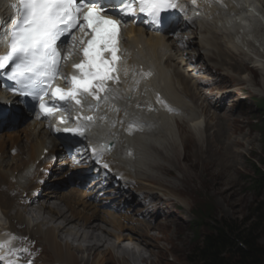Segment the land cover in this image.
Segmentation results:
<instances>
[{
    "label": "bare ground",
    "instance_id": "obj_1",
    "mask_svg": "<svg viewBox=\"0 0 264 264\" xmlns=\"http://www.w3.org/2000/svg\"><path fill=\"white\" fill-rule=\"evenodd\" d=\"M10 3L11 0H0V13H5ZM224 13L226 15H223ZM198 24L199 31L195 30L188 35L185 42L186 51L184 48H176L173 41L165 37H144L139 30H130V33L135 35L134 40L137 38L139 41L131 51L145 54L143 57L149 59L138 60L139 64L134 68L138 70L141 65L145 68L150 65L153 67L154 78L143 84L142 89L146 93L150 89H158L185 116V120L178 118L174 121L175 117L147 116L127 97L120 102L119 107L129 121L122 124L120 133L117 128L111 131L102 129L96 134L105 141L113 139L121 147H127V153L114 148L117 153L111 156L115 164L113 169L122 172L126 185H137V190L151 200L152 206L143 202L144 205L136 201H120L108 205L112 210L121 209V213L104 212L100 209L103 208L101 202L97 205L94 199H89L93 195L96 197L99 192L95 191L92 184L88 185L87 190L68 189L60 194L53 191L44 192L45 188L38 185L40 180L46 178L42 170L51 168L56 161L54 156L63 155L56 140L49 138L47 132L41 129V125L36 123H24L19 130L9 132L5 139H2L0 133L1 213L8 221L15 220L20 226L27 225L23 235L40 236L53 254L55 263L86 264L77 263L74 257L79 250L85 251L82 245L72 244L76 240V233L83 237H79L80 241L85 238L92 239L93 249L100 245L103 251L109 253L111 248H115L121 256H129L128 264H146L147 259L142 248L150 252L155 245L160 247L161 243H170L169 239L178 237L181 232L182 220L165 213L160 206L162 201L171 202V198L185 206L188 204L177 191V187L181 188V180L173 174L172 165L181 164L188 172L185 160L189 153L193 152L197 155V160L190 164L189 170L191 166L194 170L199 165L200 171L204 172L205 165L212 162L210 157L218 155L221 149L219 147H225L228 158L233 160L232 163L236 162V156H240L236 148H239L241 142L231 139L233 134L241 132L239 120L232 116V106L223 114H218L223 108V100L221 96L214 97L211 91L214 88L224 90L239 81L252 84L253 80L249 75L253 73L255 76H262L263 90H257L256 93L264 96V0H234L225 12L206 10ZM182 53L183 57L180 58ZM207 62H216L239 75L247 73L248 78L230 77L225 73H222L221 77L213 76L209 69L214 67ZM145 72L146 69L143 73ZM204 77L205 87L197 88L196 83L202 82ZM175 80L176 84L173 83ZM127 81L130 82L129 78ZM131 85L132 83L123 89H130ZM127 95L128 93H125V96ZM2 98L0 94V102ZM115 105V99L111 98L106 105L107 110L110 111ZM24 116L20 114L19 118ZM208 120L214 121V124L211 126ZM172 121L176 123L180 145L170 129ZM179 146L182 147V152ZM192 146L194 148L186 151L187 147ZM11 148L15 150L13 155L8 154ZM44 151L45 154H42ZM48 153L50 154L46 155ZM221 159L217 158L215 162H220ZM65 163L70 165L69 162ZM228 164L231 165V162ZM58 167H61L60 162L54 166L57 169ZM73 170L74 168L71 171ZM69 172L70 170H66L60 176L63 177ZM193 177L202 179L203 174L194 172ZM209 184L217 196L225 195L229 190V186L217 187L223 184L222 182L209 181ZM129 196L135 198V194L130 193ZM41 198H52L59 203L48 205L46 201L38 202ZM10 208L13 209L11 215ZM158 218L160 219L151 223L152 219ZM181 218L186 220L185 216ZM50 220L63 222L60 225H57L58 222L52 225L49 224ZM10 227L14 229L12 223ZM1 228L7 229L6 226H1L0 231ZM100 234L104 235L103 242L99 238ZM59 236H63L62 241L58 239ZM107 263L123 264L117 259ZM93 264H104V261L100 262L98 259Z\"/></svg>",
    "mask_w": 264,
    "mask_h": 264
},
{
    "label": "snow or ice",
    "instance_id": "obj_2",
    "mask_svg": "<svg viewBox=\"0 0 264 264\" xmlns=\"http://www.w3.org/2000/svg\"><path fill=\"white\" fill-rule=\"evenodd\" d=\"M197 2L198 0H191L193 5H197ZM215 2L227 7V0ZM135 4L139 5L140 12L145 13L157 25L165 23L161 17L162 12L182 9L178 0H119V4L113 8H119L122 15H132ZM12 7L16 16L10 27H5L4 22L0 21V28L4 29L0 39L6 41L7 46V52L0 55V70L10 67L8 79L19 86L18 94H31L34 98L38 95L41 114H53L55 107L44 103V96L48 94L46 88H51V81L60 75L61 59L72 55L70 52L68 57L62 56L60 49L68 41L61 38L70 36L72 46L76 47L77 37L73 30H79L89 38L78 42L81 60L73 65L78 75L70 77V88L65 90L57 87L53 89L52 96L61 101L71 100L82 107L81 98L86 94L96 100L95 106L99 107V94L107 93L112 83H118V36L122 21L112 18L115 13L98 0H18V4ZM32 89H39V93ZM104 98L107 99L106 96ZM78 119L93 121L92 116ZM65 131L79 135L84 132L82 128ZM10 243L11 241L0 243V251L7 249ZM0 259L3 257L0 256Z\"/></svg>",
    "mask_w": 264,
    "mask_h": 264
},
{
    "label": "rangeland",
    "instance_id": "obj_3",
    "mask_svg": "<svg viewBox=\"0 0 264 264\" xmlns=\"http://www.w3.org/2000/svg\"><path fill=\"white\" fill-rule=\"evenodd\" d=\"M217 68L219 69L217 70ZM217 68H210V74L221 77V73H224L223 70H229L228 68H222L220 66H217ZM215 69L217 70V73ZM225 73H228L229 75L236 74L231 71H225ZM245 74L248 77V74ZM205 78L206 77H204L202 83H197V88L205 87ZM249 78L253 80L252 84L245 82L243 84L241 82H237L224 90L214 88L211 91L214 97L221 96V99L223 100V108L219 110L218 114H223L229 106H232L231 114L233 117H237L239 120L238 125L241 128V132L235 135L233 134L231 139H237L241 142V145L238 146L239 148H236V150L240 153V156H236V162L232 163L233 160L231 157L228 158L225 147H219L221 149L219 150L218 155H213L210 157L212 162L205 165L204 172L200 171L199 165L194 170L193 166H191L189 170L190 164L197 160V155L195 156L193 152H190L187 156V159L185 160V164H187L188 167V172L184 170L185 167H183L181 164L172 165L175 171H173V174L176 177H179L181 180V188L177 187V191L180 197H183L184 202L188 201V204L185 206V204L178 203L174 198H171L173 199L171 200V203L167 202V204H165L164 201H162L160 206L162 207V210L165 211V213H169L176 217V219L180 218V220H182V222H180L182 224L180 225L181 232L178 237L170 238V243L167 242L168 245H165V243H161L160 247L155 245V248H152L150 252L149 250L142 248L141 250L147 259L146 264H188L186 261L188 251L195 241V236L197 234H202V231L197 229V225H200L202 222H210V219L245 221L253 216L254 209L259 206L264 208V188L258 190L255 186L256 180L259 176L257 169H260L264 176V129L259 128L258 125L260 124V120H258V118L262 116V113L258 112L255 108L256 102L264 100V96L262 94L260 96L258 93H256V90H263L261 85L262 76H255V74L252 73L249 75ZM25 121L27 120L24 119L19 122L17 121L14 124L15 128L21 127ZM208 121L210 122L211 126L214 124V121ZM7 133L8 132H2V139L6 137ZM176 138L178 139V137ZM225 139L223 140L225 141ZM192 148H194V146L187 147L186 151H189ZM179 150L182 152L181 146H179ZM217 158L222 159L220 162H215V159ZM224 161L227 162L225 163ZM230 162L231 165L228 164ZM194 172L199 174L202 173L203 178L195 179L193 177ZM209 181H217L218 183L222 182L223 184H219L217 187L225 188L229 186V190H227L225 195L217 196L212 191ZM45 188H50L55 192V194H60L64 193L68 188L71 187H69L68 184L63 181V179H60L57 173V175L50 180L49 184H47ZM126 199L129 200L130 198ZM40 202L45 203L43 200ZM46 203L51 205L58 204L59 202L50 198L48 201H46ZM10 214H12V209H10ZM182 216H185L186 220H183L181 218ZM195 216H198V219ZM201 217L204 218V221H201ZM159 219L160 218L152 219L151 223H154ZM2 221H4L3 218ZM13 222H15V220H13ZM62 222L63 221L61 220H50L49 224L54 225L57 223V225H60ZM172 232H174V229H172ZM175 235H177V233H175ZM35 237L36 240L30 238L35 242L37 247L36 250L32 251V255L40 254L39 260H41L43 264H56L53 254L49 251L48 247L44 244L40 236L36 235ZM61 237L63 236H59L58 239H61L62 241ZM74 237L76 240H74V243L72 242V244H80L85 248V251L79 250L76 252V255H74L77 263L86 262V264H93L94 262L98 261V259L100 262L104 261V264H108L107 261L109 260L116 259L118 262L123 264H128V262H130L128 260V255L121 256L120 252H118L115 248H111L110 252L106 253V251H103V247L100 245L96 249H93L91 246L92 239L85 238L84 240L80 241L79 237L80 239H83V237L76 235V233L74 234ZM103 237L104 235L100 234L99 238L102 240V242ZM57 241L58 243L60 242V240ZM261 244L264 245V241H261ZM96 255L98 257H95ZM100 257H103V259Z\"/></svg>",
    "mask_w": 264,
    "mask_h": 264
},
{
    "label": "trees",
    "instance_id": "obj_4",
    "mask_svg": "<svg viewBox=\"0 0 264 264\" xmlns=\"http://www.w3.org/2000/svg\"><path fill=\"white\" fill-rule=\"evenodd\" d=\"M258 110L264 117V101ZM257 172L255 186L260 190L264 188V176L260 169ZM253 212V216L245 221L210 219V222L197 225L202 234L195 236L186 257L187 263L264 264V245L261 244L264 241V208L259 206ZM200 219L204 221V218Z\"/></svg>",
    "mask_w": 264,
    "mask_h": 264
}]
</instances>
